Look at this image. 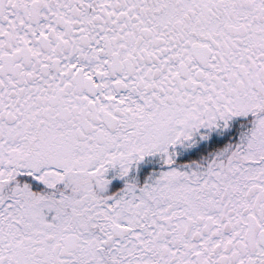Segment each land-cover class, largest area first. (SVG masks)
I'll return each instance as SVG.
<instances>
[{
    "label": "snow or ice",
    "instance_id": "obj_1",
    "mask_svg": "<svg viewBox=\"0 0 264 264\" xmlns=\"http://www.w3.org/2000/svg\"><path fill=\"white\" fill-rule=\"evenodd\" d=\"M0 264H264V0H0Z\"/></svg>",
    "mask_w": 264,
    "mask_h": 264
}]
</instances>
